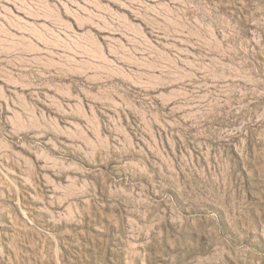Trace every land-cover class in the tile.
<instances>
[{"label": "rangeland", "instance_id": "1", "mask_svg": "<svg viewBox=\"0 0 264 264\" xmlns=\"http://www.w3.org/2000/svg\"><path fill=\"white\" fill-rule=\"evenodd\" d=\"M0 264H264V0H0Z\"/></svg>", "mask_w": 264, "mask_h": 264}, {"label": "bare ground", "instance_id": "2", "mask_svg": "<svg viewBox=\"0 0 264 264\" xmlns=\"http://www.w3.org/2000/svg\"><path fill=\"white\" fill-rule=\"evenodd\" d=\"M175 81H177V80H175Z\"/></svg>", "mask_w": 264, "mask_h": 264}]
</instances>
